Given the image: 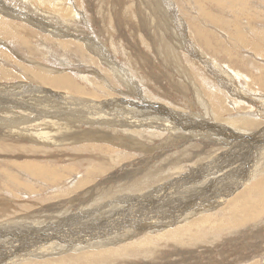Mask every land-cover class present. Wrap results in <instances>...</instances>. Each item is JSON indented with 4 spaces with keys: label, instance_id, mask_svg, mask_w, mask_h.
<instances>
[{
    "label": "rangeland",
    "instance_id": "374dc122",
    "mask_svg": "<svg viewBox=\"0 0 264 264\" xmlns=\"http://www.w3.org/2000/svg\"><path fill=\"white\" fill-rule=\"evenodd\" d=\"M13 1L14 0H0V10L2 12L5 10L10 13L11 11H8V8H10L12 11L19 13L21 11V5L18 4L19 0ZM38 1L41 7L35 9H24L22 11V15L27 21L40 22L39 30H37L32 25L26 24L27 26L24 29L15 31V33L19 35L20 39L24 38L26 41L24 45L17 46V54L14 51L16 50L15 42L13 40L8 41L2 39V36L6 38L8 33L6 30H0V43H3L7 47V50H11L12 52H10L14 54L11 58H9L6 52H4L5 49L0 47V49L3 51L2 52L0 50V52L4 53L9 58L6 59L0 56V127L5 129L8 128L5 127L6 125L15 126L18 124L22 126L23 124H36L38 122L27 121V118H34L37 116L42 117L39 122L45 121L43 119L45 114L43 105H48V108H50V103L41 102L33 106L27 105V103H22L26 101V98L34 95L35 91H40V88L46 87L44 85H47L46 83L37 80L36 77L34 79L31 78L30 76H34V74L28 69L25 70V68H31L33 64L37 65L39 68H43V65H46L47 67L49 66V68L52 67L56 68L58 71H61L64 76L71 80L75 87H80L81 92L87 94L89 98H91V95H94L96 99L100 100H103L104 98L107 99L108 97H113L111 98L112 100H114V98H123L122 100L127 104L134 103V106L129 107L128 111L131 112L135 111L137 104H139L138 84L142 82V92L139 94L140 97H143L145 100L147 99L146 101L156 102L161 105L160 107L165 106L167 114L170 112L176 116H182L183 122L188 121L192 123L194 121L193 123H195L199 121V123H201L203 121V119H201V115L203 114L206 101L203 104L199 97L197 99L191 97L189 102L194 108L188 110L185 108L186 106L184 99L180 97H174L172 94H166L167 91L171 89V83L177 82V78H175V80H169L168 78L164 77V75H169L167 74L166 68L160 62H158V60L156 61L155 56L150 55L144 46H140V44L142 45V43H139L141 38H138L137 35L134 34L133 30L129 31V29L126 28L124 33H119L113 27V21L108 23L109 27L106 29L103 28L102 25L98 28L95 23L90 22L92 15L96 13H101L106 16V20H110L108 17L110 16L111 12L124 11L125 6L121 2L103 3L101 0H71L75 4L76 9L79 11H84L83 14L84 17L86 16V19H82L79 14L75 12L76 10L74 8H68L69 5L67 2H65V0H53L54 2L59 3L56 9L61 14L58 20L60 19L63 21L62 24L66 23L65 25H69V27L75 28L78 31L84 30V26H81L83 25L81 22L83 23L86 21L89 24L88 29L84 30L86 32V34H84V36L86 35V39L82 44V47L85 48L87 52L85 53L82 51V56H79L78 52L74 53L77 47L72 48L71 50H69V47H67V49L61 50L64 51V53H62L56 49V43H48L43 41V37H41L40 34V28H45L43 27V13L47 9V6H49V3H47V0ZM171 7L173 9L175 8L174 12L177 15V22L184 24L186 28L185 33L187 35V40L195 45L194 54L198 55L200 52L202 55L207 57V59L204 60L207 64L197 62L193 56H186V59L191 63H188L183 59L182 67H185L188 70L185 81L189 85L191 90L190 93H195L198 96V89L201 90V88L204 89L205 87L208 89H210V87L214 88V83L211 80L214 77L212 73L213 71L217 73L221 70H224L231 75L229 78H227V80L232 84L233 88L237 87L236 89L240 90V92L234 91L235 96L233 97L221 90L222 94H219V96L215 97L217 102H211L216 104L218 108L216 110L212 108L211 110L213 115L211 117L206 116L207 121L205 118L203 122H208V124L211 123L213 130L210 127H206V130L204 129L202 131L204 134H208L207 139L197 138L196 144L198 147H195V150H207L208 148L212 147V143H217L211 156L213 157L214 154H217L218 148H221L220 150L224 151V153L217 156L223 154L224 156H229L234 148H231V146H227L225 144H227L229 141H233L235 148L238 149L240 147L245 155L248 154L249 152H247L245 149V146L248 145L246 142L250 143L251 141L258 140L252 136L257 135L259 132L262 133L261 130L264 128V0H172ZM128 10L133 11V9L129 8ZM67 15L68 17H65ZM1 16L5 20L11 18L5 12H3V15H0V17ZM75 16H77V18L74 21ZM124 16L125 19L123 21V25L133 23L132 17L126 15ZM66 18L70 19V21L68 22ZM58 20L57 22L61 23V21ZM51 21L53 22L54 27L57 26L55 21ZM6 22L10 24L8 20H6ZM136 28H138V26ZM202 33H204L203 40L199 38ZM117 35L119 37H117ZM220 44L222 49H229V51L233 52V55L231 54L228 56V53L220 49ZM92 45L94 49L99 50L98 56L93 52ZM98 45H101L102 47L100 48ZM196 48L199 50H196ZM89 52L94 56L93 57L91 55L94 62L91 64H86L84 58L90 56ZM140 56H142L144 59L147 58L154 66L153 72L157 76L155 80L151 72L145 73L140 69ZM102 57L108 58L109 61L102 60ZM30 60L32 62H30ZM102 61L104 62L101 63ZM95 64L100 71L99 77L90 75V71L96 70L92 68L95 66ZM196 65L200 67L199 70L196 68ZM161 70H164L163 73ZM201 73L203 74L202 77L200 76ZM40 74L43 75V71H41ZM146 75H149L152 77V80L158 82V84L154 83V85L159 89V93L157 91H153V83L149 82L147 78H145ZM191 75L193 78H195L194 80L191 79ZM100 76H102L103 79H101ZM119 79L122 80V82L119 81ZM200 79L202 83L200 82ZM126 83L127 85L131 83L132 86L136 88V93H134V91H132L129 86H126ZM27 85L28 87L26 88ZM2 87L5 89L2 90ZM13 88L20 90L24 88V92L20 93L19 90L18 95H16L15 91H12ZM44 90L48 89L45 88ZM63 91L65 90L61 89V92ZM69 92H71L70 94L74 97H80L74 95L75 91L73 90H70ZM120 92H126L127 95L120 94ZM201 95L204 97V99H207L205 93H201ZM151 97L152 99H150ZM13 98H19V100H13ZM81 98H84V96ZM230 102H232L233 105H230ZM140 104L142 105V103ZM75 107L80 106L76 103ZM128 115L131 116L132 114L128 113ZM248 115L250 116L248 119H251V121L249 120L244 122L239 119L240 116ZM194 117L199 118V120ZM128 119L137 121L135 119L127 118L125 115L124 121ZM236 119H239L240 121H235ZM119 120H122V117H120ZM165 121L166 120H164V122ZM76 125L78 127H72V131H77L79 129L81 131L90 130L87 126L81 128V124ZM183 125L187 126V124ZM190 125L192 126L194 124ZM220 128L223 130H220ZM190 129L193 131L192 127ZM216 129H219V131ZM96 130H98V127H95L93 132ZM99 132H102L103 134L108 133L104 130H100ZM111 134L113 143H98V146H101L102 148H97L95 155L109 153L112 155V157L109 156L110 158L99 160L91 158L92 155L89 152L80 151V147L87 144L84 142L75 146L70 144H62L55 147L50 146L49 148L52 147L57 150L56 155L58 157L54 159H49L54 157L53 154L46 157V152L43 154H36L37 157L17 155L11 157H1L2 155L0 154V158L5 159L1 160L0 164H7L9 168L14 171V173L11 172V176H9V174H0V205L5 203L7 207H10V214L7 213V217L0 214V221H2L1 219H11L14 216H25L28 217V221H31V216L38 215V213L43 215V209H48L49 211L53 210V212L59 211L61 213L59 216L61 217V222L63 223L68 219V217L75 218L78 216V209L82 211L80 215L84 216L88 212H85V208L83 207L91 205L93 202L95 203L94 205H91L92 209L99 208L102 203L113 201L117 203L111 205V207L107 209L109 213L116 212L118 208H127L131 213L138 214V219H140L141 215H145V217L148 218L155 217L164 219V217L175 214L176 210L172 209L170 205L178 203L166 202V199L161 197L160 191L155 193L156 196L150 201L142 203L138 207H134L130 201L126 202L125 199H128L126 196L138 195L145 188L143 183H145V181L148 179L149 174L156 173L159 167L167 163V161L164 163L163 157H170V154L176 149H173L172 151L163 149V139L157 137L158 135L155 137V139L150 136V138L154 140L153 152H148L146 150L144 146V143L148 141L146 138L140 139L139 147H133L130 149L128 147L130 144H127L125 141L121 140L131 135L129 130L122 129L119 130V132H111ZM210 135L211 138L209 137ZM113 136L116 138V141L114 140ZM0 137L7 141L18 138L16 134H9L8 132L4 131L0 133ZM96 137L98 136L96 135ZM242 138H245V141H241L240 139ZM219 139H221L220 142L225 144L218 142ZM195 140L196 139H193V144L195 143ZM238 141H241V143L239 144ZM27 144L31 145V142H27ZM33 146L39 148L42 145L35 144ZM74 147H79V149L74 151ZM63 150H65V152ZM262 152L264 157V148ZM82 153L90 157L84 155L73 160H68L64 156L70 155L74 157V154L79 155ZM244 159L248 161L247 156ZM25 161L28 162L25 163L28 164V170L22 169L18 166ZM89 161H91L93 164L98 163L102 167V173L100 175L93 173L91 179H88L90 182L96 181L97 184L91 188L84 189L83 187L79 190H75L76 187H79L77 186L78 184H75L76 179L86 176L87 168L89 167L88 165L90 164L91 166L95 167V165L89 163ZM126 165L129 166L127 169H124L126 168ZM131 166L138 167V172L142 173L140 185L138 184L131 190L126 189L125 185L121 188V190L116 189L117 192L106 193L103 197L98 198L99 192L103 189H107L101 185V181L109 182L123 180L126 176V170L131 168ZM243 166L247 167L248 164L244 163ZM169 167L170 166L166 165L165 171L162 170L160 172L161 174L157 175L155 178L159 177L157 180H160L169 175L168 177L171 176V181H179L185 176H190V172L194 171L193 168H189V163L184 165L183 170H180V172H177L176 170L174 171L172 168H170V173ZM261 167L262 170H259V174H255V178L251 179L252 183L247 188L250 189V187H252L255 189V192L260 193L262 191L264 194V165ZM37 169H40V172L43 173H39ZM31 170L34 171L36 175ZM131 171H133V169ZM194 173H197L196 170ZM43 175H46V177ZM138 176L139 173L136 174V177ZM24 177H28L29 179H25ZM53 179L57 182L53 181ZM93 184L95 183H92L91 185ZM191 184L187 185V189H189L190 186H193ZM15 185H18V187L15 188ZM6 187L7 192L3 191ZM155 187L156 186L153 188ZM248 189L243 193L245 194ZM11 191H13L16 195L12 194ZM20 192L22 194H20ZM110 195H113V198H110ZM74 199H78L80 202L90 200V202L82 205H80L81 203L78 202L74 206H71L70 202L65 203ZM60 202L63 205L61 208L57 209L56 207L61 204ZM121 202H124L123 206H120L119 203ZM162 202L164 203L165 207L164 209L158 211L157 206L161 205ZM202 203H204V201L200 202L199 204ZM223 206L227 207L225 202H223L220 206L215 204V208L217 209L214 210V212H210L212 211L210 210L208 212L209 216L208 214H206L207 216L204 215V211H197V217L193 220H196L198 225L191 227L190 234L184 236L181 243L180 237L182 234L177 229H174L175 231L173 232V238L177 237V239L174 240V243H172L170 239L168 240L163 237L165 233L161 234L160 232H156L152 234V231L147 233L142 229L146 225L135 221V224L140 223V225H136L137 229L140 228L136 236L134 238L130 237L128 240L123 242L119 241L118 244L110 246L111 249V247H118L127 244L126 247L131 252L126 254L121 252L116 264H129L125 260L130 262L132 261L131 264H263L264 238L262 237H264V204L261 212L262 215L260 216L259 220L247 223L243 227L239 228V230L235 227H232V218L230 219V214L224 211L222 208ZM183 210L184 212L188 211V209L184 208ZM107 211L104 209H98L96 210L94 217L92 216L93 214H90L87 219L93 225L98 223L100 219L105 216ZM133 217V215L129 214L114 215L111 218L104 217L101 219V224H114L113 221L119 219L123 223H128L134 220ZM219 220L224 221L225 227H222ZM52 221L58 222L59 219H52ZM140 221L143 220L140 219ZM17 225L25 228L24 233H29L32 231L30 225ZM8 227L9 226H7V231L9 232ZM113 227L117 228L116 226ZM171 227H174V225ZM75 229L77 231H85L87 228L84 224L81 225L78 223L75 226ZM119 230L117 229L116 232L118 233ZM111 231L114 230L112 229ZM106 234L109 233L101 232L96 235V238H101ZM161 235L163 236L161 237ZM66 237L68 239L70 238V243H74L72 235L67 234ZM197 237L201 239H198ZM144 238H148L145 244H139V242ZM185 239H188L189 241L184 243ZM89 244H91V242L87 243L86 245ZM146 244V249H152L150 254L152 259H145V256L141 255L142 252L140 250L142 247H146ZM48 245L51 246L52 244L49 243ZM52 249L55 248L53 247ZM51 250L50 253H54V251ZM67 254H69V252H66L64 256L60 257L52 264H58V261ZM49 258L52 259V257H48L47 259ZM182 260L184 261L182 262Z\"/></svg>",
    "mask_w": 264,
    "mask_h": 264
},
{
    "label": "bare ground",
    "instance_id": "6f19581e",
    "mask_svg": "<svg viewBox=\"0 0 264 264\" xmlns=\"http://www.w3.org/2000/svg\"><path fill=\"white\" fill-rule=\"evenodd\" d=\"M101 1L103 3L121 2L125 6V10L111 12L110 16L108 17L110 18V20H106V16L101 13L93 14L90 22L95 23L98 26V28L99 26L102 25V27L106 29L107 27H109L108 23L110 21H113L114 22L113 27L119 33L120 32L124 33L126 31V28L129 29V31L133 30L134 34H136L138 38L139 37L141 38L139 43H142V45L140 44V46L141 47L144 46L147 52L150 55H154L156 61L158 60V62H160L166 68L167 74L169 75H164V77L168 78L169 80H175V78H177V82L171 83V89L167 91L166 94H172V96L174 97H178V98L180 97L184 99V103L186 106L185 108L188 110L194 108L189 102L191 97L195 99L199 97L200 101L203 104L206 101L203 114L201 115V119H203V121L205 118L207 121L206 116L211 117L213 115L211 110L212 108L215 110L218 108L216 104L211 102H217L215 97L219 96V94H222L221 90H223L229 96L232 97L235 96L234 91L240 92V90L236 89L237 87L233 88L232 84L227 80V78L231 76L229 73L225 72L224 70L221 71L217 70L218 71L217 73L215 71H213L212 73L214 77L211 80L214 83L213 84L215 86L214 88L212 87H210V89L206 87L204 89L201 88L202 91L198 89L199 92L197 93L198 96L195 93L194 94L190 93L191 90L189 88V85L185 81L188 70L187 68L182 67L183 59L186 62L191 63L186 59V56H193L197 62L207 64L204 61L205 59H207V57L202 55L200 52L198 55L194 54L195 45L187 40V35L185 33L186 28L184 24L177 22V15L174 12L175 8L173 9L171 7L172 0H101ZM65 2L68 3L69 5L68 8H74L76 10L75 12H77V14H79V16L82 19H86V16L84 17L83 14L84 11H79L78 9H76L75 4L71 0H65ZM47 3H49V6H47V9L43 13V27L45 28H40L41 33L39 32L41 34V37H43V41H46L48 43H56V49L62 53H64V51H61L62 49L65 50L67 49V47H69V50H71L72 48L77 47L74 53L78 52L79 56H82V51H84L85 53L87 52V50L82 47V44L86 39V35L84 36L86 32L84 30L88 29L89 26L88 22L86 21H84L83 23L81 22V24H83L81 26H84V30L81 31L69 27V25H65L66 23L62 24L63 21H61L60 19L59 20L61 21V23H59L57 22V20L58 18H60L61 14L56 9L59 3L54 2L53 0H47ZM18 4L21 5V11L19 13L12 11V9L10 8H8V11H11L10 13L12 14L3 10V12H5L8 16L11 17L9 19H6L10 22V24H8L6 20L2 18V16L0 17V30H6V32L8 33L6 38L2 36V39L8 41L13 40L15 42L16 50L14 51L16 54L18 51L17 46L24 45L26 41L24 38L20 39L19 35L16 34L15 31H19V29L21 30L24 29L27 26L26 24L32 25L37 30H39V26H40V22L27 21L23 17L22 11L24 9H35L41 7L38 0H25V1L19 0ZM128 8L133 9V11L128 10ZM3 12L0 10V15H3ZM124 15L132 17L133 23L123 25V21L125 19ZM65 17H68V15ZM76 18L77 16L74 17V21L76 20ZM51 20L55 21V24L57 26L54 27L53 22ZM67 20L68 22L70 21V19ZM137 26L138 28H136ZM117 37L119 36L117 35ZM203 37H204V33H202L199 36L201 40H203ZM98 46L100 48L102 47L101 45ZM219 46L220 49H222L221 44ZM0 47H3L6 50V51L4 50V52H6L9 58H11L14 55L13 53H11L12 52L11 50L9 51L7 50V47L3 43H0ZM196 50L199 49L196 48ZM222 50L228 53L227 54L228 56H230L231 54L233 55V52L229 51V49L228 50L222 49ZM98 51H99L98 49H94L93 47V52L97 54V56H98ZM91 55L92 54L90 53V56L84 58L86 64H91L94 62ZM0 56L9 59L4 53L1 52H0ZM101 59L104 61H109V59L106 57H102ZM104 61H102L101 63H103ZM30 62L32 61L30 60ZM108 66L110 67L109 64ZM92 68L96 70L90 71L91 72L90 75L99 77L100 71L96 67V64ZM196 68L198 70L200 69L198 65H196ZM26 69L30 70L34 74V76H30L31 78L34 79L36 77L37 80L42 81L47 85H44L46 87L40 88V91H35L34 95L26 98V101L22 103H27V105L33 106L41 102H48L51 104V106L50 108H48V105L45 104L43 105L45 111L43 118L45 120L44 122H39L42 119V117L37 116L34 118H27V121L38 122L36 124H23L22 126L18 124L15 126L6 125L5 127L8 128L5 129L0 127V133L4 131V132H8L9 134H16L18 136V138L11 141L4 140L2 137H0V154L2 155L1 157L3 156L11 157L15 155L37 157L36 154H40V153L43 154L44 152H46V157H48V155L53 154L54 157L49 159H54L57 158L58 156L56 155L57 150H55V148L52 147L60 146L62 144L65 145L70 144L75 146L77 144H81L82 142H84L87 144L82 145L81 147L79 146L81 149L80 151L89 152L92 155L91 158L99 160V159L112 157V155L109 153L95 155L97 148H102L101 146H98V143H103V144L113 143L112 142L113 139L111 138L112 137L111 132H119V130L122 129L129 130L131 135L121 140L125 141L127 144H130L128 145L130 149L133 147H139L140 139L146 138L148 141L144 143V146L148 152H153L154 149L153 146L154 140H152L150 136L153 139H155V137L158 135L157 137L163 139L162 141L163 142L162 146L164 147L163 149H168L170 151H172L173 149L176 150L171 154L169 153L170 157L166 155L168 159L166 157H163L164 163L165 161H167V163L159 167L156 173L149 174L148 179L145 181V183H143L145 188L138 195L126 196L128 199L125 200L126 202L130 201L134 207H138L142 203H146L150 201L152 198L156 196L155 193L160 191L161 197L165 198L166 202L178 203V204L170 205L172 209L176 210V213L173 214L172 216L164 217V219H159L155 217L148 218L145 217V215H141L140 219H142L143 221H140V219H138L139 218L138 214L131 213L130 210L127 208H118L116 212L109 213L107 209L110 208L111 205L116 204L117 202L115 201L102 203L99 208L92 209L91 205H94L95 203L93 202L91 205L83 207L85 208V212H88L84 216L80 215L82 211L78 209L77 210L78 216H76L75 218L68 217V219L65 220L63 223L61 222V217L59 216L61 215V213L59 211L53 212V210L49 211L48 209H43V215H40V213H38V215L31 216L30 217L31 221H28L27 220L28 217L25 216H14L11 219H6V220L1 219L2 221H0V255H1L0 264H52L53 262H56L60 257L64 256L66 252H69V254L61 258L58 261V264H116L118 262L119 255L121 254V252H124L125 254L131 252L126 247L127 244L118 247H111V249L110 246H114L118 244L119 241L121 242L126 241L130 237L134 238L140 229V228L139 229L136 228V225H140V223L135 224V221L141 222L143 223V225H146L142 229L147 233H149L150 231H152V234L156 232H160L161 234L165 233V235L164 236L161 235V237L163 236L168 240L170 239L172 243H174V240L177 239V237L173 238L174 235L173 232L175 231L174 229H177L182 234V236L180 237V243H181L183 237L190 234L191 227L198 225V222L196 220H193L197 217V213H196L197 211H204L205 212L204 215H206L210 210H212L210 212H214V210L217 209L215 208V204L220 206L223 202H225V205L227 207L223 206L222 208L226 213L230 214L231 216L230 219L232 218V227H235L236 229L239 230V228L243 227L247 223L259 220L260 216L262 215L261 212L264 204V194L262 191L258 193L255 192V189H253L252 187H250V189H248L247 187L250 186V184L252 183L251 179L255 178V174H259V170L260 171L262 170L261 166L264 165V157L262 152L264 148V135H263L264 128H262L261 130L262 133L259 132L257 135L252 136L254 138H257L258 140L251 141L250 143L246 142L248 145L245 146V149L247 152H249L248 154L245 155L244 152H242V149L239 147L240 145L238 146L239 147L238 149L235 148L233 141L231 142L229 141L227 144H225L223 142H220L221 139H219L218 142L223 143L227 146H231V148H234V150H232L229 156H224V154L217 156L219 154L224 153V151L220 150L221 148H218L217 154L216 155L214 154V156L212 157L211 154L214 151L217 143L215 144L212 143L211 144L212 147L208 148L207 150H203V151L202 149L195 150V147H198V145L196 144L197 138L207 139L208 134H204L202 131L206 127H210L213 130L211 123L208 124V122H203V121L202 122L200 121L201 123H199V121L195 123H193L194 121L192 123L188 121L183 122L182 116H176L170 112H168L167 114L165 106L160 107L161 106L160 104L156 102L146 101L147 99L145 100L143 97H140L139 93L142 92L141 91L142 82L139 84L136 83L138 84L139 87L138 90L139 104H137L136 110L131 112L128 110L129 107L134 106V103L127 104L125 101L122 100L123 98H114V100H112L111 98L113 97H108L107 99L104 98L103 100H100V99H96L94 95H91V98H89L87 94L81 92L80 87L78 88L75 87V85L71 82V80L66 76H64L61 71L56 70V68H52V67L49 68V66L47 67L46 65H43V68H39L37 67V65L33 64L31 68H25V70ZM140 69L145 73L151 72V74L154 76V80L155 78H157L156 74L153 72L154 66L147 58L144 59L142 56H140ZM41 71H43V75L40 74ZM163 71L164 70H161L162 73ZM200 76L202 77L203 74L201 73ZM149 77H150L149 75L145 76V78H147L149 82L153 83V87H154L153 91H157L159 93V89L154 85V83L158 84V82L152 80L151 79L152 77L150 78ZM100 78L103 79L102 76H100ZM191 79L194 80L195 78H193L191 75ZM119 81L122 82V80L120 79ZM126 86H129L131 90L134 91V93H136V88L133 87L131 83H129L128 85L126 83ZM27 87L28 85L26 86V88ZM45 88H47L48 90H44ZM4 89L5 88H3L2 90ZM61 89L65 91L61 92ZM19 90L20 89L17 88L12 89V91H15L16 95H18ZM70 90L75 91L74 95L80 97L77 98L72 96L70 94L71 92H69ZM23 92H24V88L20 90V93ZM201 93H205L207 99H204ZM120 94H126V92H120ZM82 96H84V98H81ZM150 99H152V97ZM13 100H19V98H13ZM100 101H102L103 103ZM76 103L79 104L80 107H75ZM140 103H142V105ZM230 105H233V103L230 102ZM128 113H131L132 117L129 116ZM125 115L127 116V118L135 119L137 121H132L130 119L124 121ZM120 117H122V120H119ZM248 118H250L249 115L239 117V119L244 122H247L249 120L251 121V119ZM197 119L199 120V118ZM239 119L238 120L236 119L235 121H240ZM164 120L166 121L164 122ZM127 123H131V124H127ZM76 124H81V128L87 126L90 130L81 131L79 129L77 131H72L71 130L72 127L74 126L78 127ZM183 124H187V126ZM190 124H194V125L191 126ZM95 127H98V130L93 132V129ZM191 127L193 131H191L190 129ZM100 130H104L108 133L103 134L102 132H99ZM220 130L223 129L220 128ZM217 131H219V129ZM96 135L98 137H96ZM209 137L211 138V135ZM193 139H196L194 141L195 142L194 144L192 143ZM114 140L116 141L115 137ZM240 140L245 141V138H242ZM241 141H238V143L240 144ZM27 142H31V145H28L29 143L27 144ZM35 144L37 145L40 144L42 146L38 148L36 146H33ZM50 146L52 147L49 148ZM79 147L78 148L74 147L73 148L74 151L79 149ZM63 151L65 152V150ZM84 155L86 154L84 153L79 155L74 154V157L70 155H64V156L68 160H73L79 156H84ZM246 156L248 161L244 159ZM1 160H5V159L0 158V161ZM25 163L28 162L25 161L18 166L21 167L22 169L28 170L29 168L28 164ZM89 163L92 162L89 161ZM188 163H189V168H193L194 171L196 170L197 173H194V171H192L190 172L191 173L190 176L183 177L184 176L183 175L182 176L183 178L180 179L179 181H175V180L171 181V176L168 177L169 175H167L166 177L160 180H157L159 177L155 178L157 177V175L161 174L160 172L162 170L165 171L166 165L170 166L169 170L170 168H172L174 171L176 170L177 172H180V170H183L184 165H187ZM244 163L245 164L247 163L248 166L247 167L243 166ZM93 165H95V167L91 166L90 164L88 165L89 167L87 168L85 177L76 179L75 184L76 185L78 184L77 186L79 187H76L75 190H79L83 187L84 189L91 188L97 184L96 181L90 182L88 181V179H91L93 173L100 175L102 173V167L98 163H94ZM128 166L129 165H126V168L124 169H127ZM132 169L133 171H131ZM37 170L39 171V173H41L40 169ZM11 172L14 173V171H12L7 164H0V174L3 175L9 174V176H11ZM32 172L34 173V171ZM137 173H139L138 177H136ZM125 175L126 176L123 180H117V181L115 180L109 182L101 181L102 182L101 185H103L107 189L101 190L99 192L98 198L103 197L104 194L106 193L117 192L116 189L121 190V188L124 187L125 185H126L125 188L128 190L133 189L138 184L140 185L141 183L140 179L142 177V173L138 172V167L131 166V168L126 170ZM43 176L46 177V175ZM25 179H29V178L26 177ZM53 181L56 180L53 179ZM92 183L95 184L91 185ZM188 184H191L193 186H190V188L187 189ZM154 186L158 188L156 187L153 188ZM14 187L17 188L18 185L17 186L15 185ZM11 189L14 190L13 188ZM247 189L248 191L244 194L243 192H245ZM3 191L7 192V187ZM11 193L15 194L13 191H11ZM20 194L22 193L20 192ZM110 198H113V195H110ZM202 201H204V203L199 204ZM69 202L71 206H74L78 202L81 203L80 205H82L90 202V200H85L83 202H80L78 199H74V200H69L68 202L65 203H69ZM119 204L120 206H123L124 202H121ZM62 205L63 204L61 203L56 208L59 209L62 207ZM164 207L165 205L162 202L161 205L157 206V210L160 211L164 209ZM183 208L188 209V211L184 212ZM9 209L10 207L9 206L7 207L5 203L3 205H0V214L7 217L6 214L7 213L10 214ZM98 209H104L105 211H107L104 217L111 218L114 215L129 214L134 216L133 217L134 220L128 223H123L119 219V220H114L113 221L114 224L103 225L101 224V219H103L104 218L103 217L100 219L98 223L92 225V223L89 222L87 218L90 214H93L92 216L94 217L95 212ZM52 219H59V221L58 222L52 221ZM219 221L221 222L222 227H225L224 221L223 220H219ZM78 223H80L81 225L84 224L87 229L85 231H77L75 229V226ZM17 224L30 225L32 231L29 233H24L25 228L20 227ZM173 225L174 227H171ZM7 226H9L8 227L9 232L7 231ZM113 226H116L117 228ZM45 227H49V228H45ZM112 229L114 231H111ZM117 229L118 230L120 229L118 233L116 232ZM101 232H108L109 234H106L101 238H96V235ZM67 234L73 236L74 243L73 242L70 243V238L68 239L66 237ZM197 238L201 239L199 237ZM147 240L148 238H144L139 242V244L143 245ZM188 241H189L188 239H185L184 243H187ZM48 242L51 243L52 245L51 246L48 245L49 244ZM56 242L60 243L61 245ZM89 242H91V244L86 245ZM51 247L52 248L54 247L55 249H52ZM146 248H147V244L146 247H142V249L140 250L142 252L141 255H144L145 259L148 258L152 259V257H150L152 249L149 250ZM51 249L54 251V253H50ZM48 257H52V259L51 258L47 259ZM125 261L129 264H131L132 262L127 260ZM183 261L184 260H182V262Z\"/></svg>",
    "mask_w": 264,
    "mask_h": 264
}]
</instances>
